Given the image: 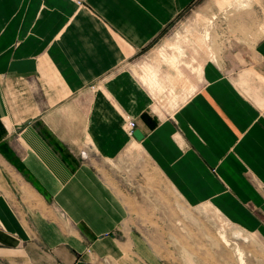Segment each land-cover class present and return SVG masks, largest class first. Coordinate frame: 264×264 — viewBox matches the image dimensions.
I'll return each mask as SVG.
<instances>
[{
  "label": "crops",
  "instance_id": "1",
  "mask_svg": "<svg viewBox=\"0 0 264 264\" xmlns=\"http://www.w3.org/2000/svg\"><path fill=\"white\" fill-rule=\"evenodd\" d=\"M83 1L0 0V264H161L133 218L162 184L264 240V36L145 82L196 0Z\"/></svg>",
  "mask_w": 264,
  "mask_h": 264
},
{
  "label": "rangeland",
  "instance_id": "2",
  "mask_svg": "<svg viewBox=\"0 0 264 264\" xmlns=\"http://www.w3.org/2000/svg\"><path fill=\"white\" fill-rule=\"evenodd\" d=\"M263 36L264 0H196L129 66L153 82L151 66L224 61L227 53H248ZM155 193L160 194V215L152 217L144 203L150 218H133V223L155 247L161 264H264L260 235L238 227L209 204L186 206L163 184Z\"/></svg>",
  "mask_w": 264,
  "mask_h": 264
},
{
  "label": "built area",
  "instance_id": "3",
  "mask_svg": "<svg viewBox=\"0 0 264 264\" xmlns=\"http://www.w3.org/2000/svg\"><path fill=\"white\" fill-rule=\"evenodd\" d=\"M79 5H81L84 1L83 0H76ZM126 129L128 131V134L131 138H134V132L136 130V123L133 119L128 118L127 119V125ZM83 155H86V153H83Z\"/></svg>",
  "mask_w": 264,
  "mask_h": 264
},
{
  "label": "water",
  "instance_id": "4",
  "mask_svg": "<svg viewBox=\"0 0 264 264\" xmlns=\"http://www.w3.org/2000/svg\"><path fill=\"white\" fill-rule=\"evenodd\" d=\"M134 137L137 139V140H141L143 138V135L142 133L138 130V131H135L134 132Z\"/></svg>",
  "mask_w": 264,
  "mask_h": 264
}]
</instances>
